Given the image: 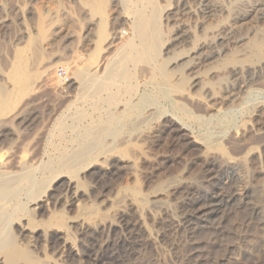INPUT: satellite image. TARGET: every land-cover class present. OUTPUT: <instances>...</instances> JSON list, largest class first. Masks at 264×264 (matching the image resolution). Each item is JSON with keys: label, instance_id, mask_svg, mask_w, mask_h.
I'll return each mask as SVG.
<instances>
[{"label": "bare ground", "instance_id": "bare-ground-1", "mask_svg": "<svg viewBox=\"0 0 264 264\" xmlns=\"http://www.w3.org/2000/svg\"><path fill=\"white\" fill-rule=\"evenodd\" d=\"M167 1L170 2V0H167ZM195 1L199 5L201 12L204 13L205 15L206 13L207 14L208 13L212 14V12L215 13V11L217 10L221 11L225 9L226 10L231 9L229 7L224 8L223 3L221 4L220 0H195ZM177 2H178V5L176 7H177L178 12L177 11L175 12H177V14H179L180 12V14L182 13L183 15V12H185V10L188 9L187 8L188 2L187 0H177ZM229 2H231V0ZM172 3L173 2H171L170 4ZM132 4H133L132 6H134V12H133L134 20L132 19L133 21L131 23V26L129 24L131 28L130 32L132 33V37L129 39L125 40L124 39L125 37L123 35L125 33L121 31L123 29L122 28L121 30L119 29L123 25V22L125 21V18H127V15H128V14L127 15L123 14L124 12L123 13L114 12L110 15L111 19L113 18L114 21L112 20L113 21V23H111L112 31L111 32L108 31L109 33L107 32L106 24L104 23L99 25L100 27L98 26L99 30L98 32L96 31L97 34L93 32L94 28L92 27L93 23L91 21H89L88 24L85 25L86 26L85 27L86 37L93 35V33H94V36L96 34L97 39L96 41H94L95 45H97L98 51L99 50L101 52L104 51V53L102 56H100L101 57L100 59H98L99 57L98 55L97 56L95 55L96 57L93 58L92 63L94 62L96 63H94L95 65L92 69L89 68L90 70H88V68L86 69V66L84 67L85 68L84 69L83 67H79L78 65L77 66L75 65L76 63H78L77 61H79V59L82 58L80 54L78 60L73 65V67L76 66L75 67L76 70L74 68V71H75L74 73L76 74V80L68 84L69 89H72L75 84L78 85L77 87L74 88V90L77 89L75 90V92L80 90V88H82L80 90V92L82 91V93L78 97V100L80 101V103H84V102L87 103L89 100L88 101L86 100L88 98L90 99V97L93 96L92 97L93 100L90 99L92 100L93 103L99 104L101 102V103H104L105 105L107 104V107L104 109L101 107L98 108V114L100 113L101 115V118L99 119H102L105 117L104 119H102V121H99V119L97 120L99 122V125L102 123L105 124L106 122H108V125H109V124H112V121L114 120L113 122H115L116 125L122 130L124 129V126L126 127L128 126L126 124H129L128 121L130 119L132 118L133 120L135 119L136 124L133 121L135 126L134 124L131 123L132 120H130V124H132L130 126L131 127L134 126V128L130 130L128 129V132H126V134L124 133V136H122L120 133H117V132H114L115 134L112 133L114 135L110 136L112 138L110 140L111 143L112 141L115 142L118 134L122 136L120 137L122 140L119 139L121 141V144L127 145L132 142H134L135 144V141L141 142L142 140L143 141L148 140L150 143L154 144L157 141V139L161 137L160 136L161 134H159L161 132H165V133H175L176 132L177 134H180V136L178 135L179 137H183L184 134H182L181 132L182 131L184 132L185 130L186 132H188L187 134L192 133V130L190 129L189 124L187 125L186 123H182V122H179L180 129L178 130L176 128L177 129L176 130L175 127L172 126L173 123L176 121L175 117L172 116L170 113L172 111H169L168 109L167 111L165 109L167 112H169V114L166 111H165L166 113L162 114V110L164 111V107L162 106L163 108L162 110H160V107L156 105L159 103V100H158V103L155 104L156 106H154V102L152 101L153 99H151V97L144 101L142 100V102L138 100L136 102H133V104L127 103V100L131 98L129 97V99L126 100L125 96H131V95L135 96L137 94V88H134L135 86H133L132 84L133 80L127 78L125 74H122L120 72L122 71L121 69L117 70V68L119 69V67L116 68L115 63L113 62V60H116L117 58L110 59V57L107 55V53H110L111 51L112 52L114 50L117 51L120 48H121L120 50H122L124 49L123 47H125L128 49L127 51H125V49L123 50L125 55H128L126 52L130 50L129 51L131 52V54H129L130 57L132 56L133 59L136 60L137 62H140L141 61L140 59H142L144 63L145 62L147 63L145 64L148 66L147 67L145 66L146 67L145 71H143V73L145 72L143 74L144 79H142L144 85H150L152 87L155 86V88L157 87V85L158 86L163 85L165 87L164 89L169 88L170 90L178 94L180 96V100L184 101L183 99H181L182 97L184 99L191 100L192 103L197 102V104H205L207 107L208 105L209 107L213 106V109L214 108L218 109V112H220L221 114H225V110L223 109L225 106H229L230 108H233L235 103L238 101V98H240L243 93H246V92L251 93L252 89L254 88V83H256L255 84L256 86L259 85L260 79L262 80V77L264 76V33L261 34L260 37H258L257 39L252 40L253 42L250 44V47L249 49H247V51L243 53H240L239 51H237L239 53H234V54L231 53L232 55L230 56L228 55L227 56L228 58L226 60H222V61H225V68H227L225 70H228L230 72L229 74L231 75L230 76L231 80L228 79L229 75H228V78H226L227 80H225L222 77H220L218 74L217 75L220 78L218 77L217 80H212L209 78L207 79L200 78V76H194L192 78L189 75H185L186 73L181 70L182 68L179 69V64L181 65L180 61L187 58L186 60H187L188 66L187 65L186 66L189 67V65L193 66V64L196 62V59L201 58V56L204 55V52L217 53V55H221L223 51L221 48L223 45V42L225 40L226 41L229 40L233 33L238 34L240 31L235 32V30H233L229 25H227V23L226 25L223 24L221 26L208 24L207 26L204 25L205 27H203L202 25V28L204 30L202 34H200L201 32H199L198 34L197 30H196L197 32L192 31L190 27H189L190 29H188L187 26L179 24L177 23V20H175V25L173 24V26L170 25L171 27H169V24H168V27H169V28L167 27L168 32L167 30L165 32L160 28L159 23L162 22L161 20L162 14H161V9H160L161 7L160 5L157 4V1L155 0H132ZM166 6L167 5L165 4V6L163 7H166ZM93 7H95L98 10V12L96 11L97 14L99 13V11L106 12V10H108V7H109V0H94ZM234 7L237 8V11L239 10V8L234 5H233L232 10L235 9ZM250 7L251 8L249 9L247 8L248 10H245V9L243 10L240 7L243 11L240 9L241 11L237 12L235 16V20L236 21H240L241 19L243 20L245 17H247V15H249L250 11H254L258 13V15L262 14V12L264 11V0H258V2L254 6H250ZM221 12H224V11H221ZM229 13H233V12L230 11ZM177 14L175 16H177ZM113 15L114 17H112ZM169 15L170 14H167L166 18ZM199 26L200 25H198V27ZM180 39L184 42L190 43L191 47H190V50H188V52L185 53L184 52L185 50L176 51L175 48L174 50H172L174 47L175 41L180 40ZM119 56L120 54L118 55V59H119L118 62H120V57L123 58L122 56L120 57ZM123 59L121 61H123ZM27 61L29 62V60ZM122 63L123 62H121V64ZM57 65H59V63L55 64V66ZM221 65H224V63ZM142 66L144 65L142 64ZM102 68H104L103 71L105 70L107 71L105 77L104 75L99 76L98 72H100L99 70H101ZM106 68H108V70ZM219 68L221 69L224 67L219 65ZM16 69L17 70H15L16 73H14L15 75H14L13 80H16L17 84H19L22 88L25 89L27 87V84L29 83L28 80L30 78L29 72L27 70L28 68L27 66L20 64L19 67ZM117 71L120 72L121 74L117 73ZM123 71L125 70L123 69ZM216 73L217 71L210 73V75L215 74L214 77H212L213 79L214 78L216 79ZM220 75H222V73ZM119 80L121 82H119L118 84L117 81ZM13 82L15 83V81ZM196 87H198L199 89L197 90L198 92L193 91V89H195ZM27 88L29 89V87ZM113 88H117V90L113 91ZM87 90L91 93V96L87 93ZM19 92H21V90ZM24 92L25 91L23 90V93ZM156 93H159V92H156ZM87 94L90 97H87L86 99L85 96ZM176 94L173 93L175 97H176ZM239 94L240 96H238ZM167 95H169V93ZM123 97L126 100L125 107L123 106L122 102L121 103L118 102V100ZM175 97L173 100H176ZM156 98H154V101ZM72 101L73 100H71V102ZM31 102L33 101H29L27 105H25L23 108L21 107L17 112H15L11 116V119H9L10 121L6 122V121L1 120L2 122L0 123V144L1 142H3L2 140L7 138L9 134L11 135V133L13 134V132L22 133L23 132L22 130L24 128H29V127H32L33 125L38 124L40 120V116H39L40 111L36 109V106L35 107L32 106L33 104H31ZM65 102L66 101H63L61 103H65ZM259 102L261 103L256 105L255 111L253 108V113L251 112L254 115L251 116V113L249 114L252 118L250 119L251 122H249L250 120H247V119L243 120V116H242V120L240 121V123L238 122L239 124L238 123L237 124L235 123L236 125L233 124V127L235 128L234 132L236 133L235 136L233 135V137H236V138H233V139H235V141L241 145L242 149H240V151L235 152L234 154L229 153V151L226 149L227 147L224 148L220 146L221 141L219 143L218 141L220 139L219 137L220 136L225 137V135L223 134L221 135V133L219 134V137L217 138L216 136H214L215 139L213 141L211 142L209 141V143H205L206 145L204 146L206 148V156H205L206 158L203 161L202 167H201V173H202L201 177H203V182H202L203 184L196 185L194 183H191L190 181L185 182L184 180L183 181L180 180L181 182L176 184L175 190H174V194L178 200L177 203L180 207L179 213H172L168 216V218L158 217L156 219V221L161 222V224L164 227L163 228L164 231H163V234H160V235L158 234L157 236H154L153 238L151 237L150 240L154 241L156 238H160L163 235L168 236L170 234H173L179 237H184L188 241V244L186 246L187 247L186 253L184 256L185 258L184 264H225V263L226 264H241V263H244L245 261H249L250 264H261L259 262V255L262 253V251H264V241L260 243L258 242L248 243L249 241L248 238L250 237V231L252 227H256L258 229L264 230V211H263V206L261 204V199L264 200V185L258 188H253L250 186H245L241 188V176H240L241 175L240 173L245 172L244 171L245 162L243 161L245 158H247L250 164L252 165V169L250 168L251 169L250 172L254 173V176L264 175V140H262V143L257 144V139L258 140L260 139L258 136H261L264 130V101L261 100ZM160 103H162L163 105V102H160ZM182 103L183 102H181L180 104L182 105ZM128 104L129 105L131 104L130 109H128L129 107H127ZM175 104L176 103L174 102V105ZM180 104H178V107H180ZM184 104L182 106H184ZM88 106L90 105L88 104ZM96 106L97 104L95 105V107ZM113 107H115L114 108L115 110L111 112L112 110L111 108ZM230 108L226 112L232 111V109L230 110ZM174 109L176 110L178 108H174ZM179 110H182V109L179 108L178 111ZM85 112L87 113V110L84 111L83 115H85ZM79 113H81V111ZM61 115L62 114H60V116ZM80 115L81 114H79V116ZM160 115L163 117L164 123L163 125L159 126L158 124L161 118L159 117ZM181 116L183 117V115ZM184 117L186 118V114ZM178 119L182 121L181 117ZM93 123L96 125L95 122ZM95 125L93 127H95ZM108 125H105L102 128L106 130ZM110 126L108 129H110ZM161 126L165 128L160 129ZM9 127L12 129L10 130ZM115 127H113L115 130L116 129L118 131L120 130ZM99 128L100 127H98L97 129ZM85 131L87 130L85 129ZM230 131L232 132V130ZM103 132L104 131H102V133ZM228 132H229V129H228ZM88 133L90 135L92 134L89 131ZM97 133H100V132H97ZM103 134L101 135L103 136ZM83 136L85 137V134H83ZM88 136H86L85 138L83 137V138L86 139ZM97 136L99 137V135ZM108 136L106 135V137ZM197 136L199 139L197 138L198 140H196L194 137V141L196 143H200L201 145L204 144L203 143L204 138L202 139V137H200L199 135ZM222 139L223 138H221V140ZM225 140L226 139H224L223 141ZM81 143H84V142H81ZM83 145L84 144H82L81 146ZM258 145H260L261 150L258 149ZM98 150L100 151L101 149L98 148ZM229 150L231 152L233 151L231 150V148ZM92 151L93 149L87 151L88 153L87 152L85 153L88 154V157H89V155H92L93 152L96 151V149L95 151L93 152ZM215 154L217 156L220 155V157L222 158V162H220V160L217 159V156ZM79 155L80 154H78V156ZM59 156L57 158L53 157L54 159L51 157L53 159V160L51 159V164L53 163V165L56 164L57 166V164L60 163V160L62 159ZM13 157L3 158V155L0 154V264H42L43 262L41 263V261L38 258L34 257L32 250L30 248L32 247L35 248L37 244L40 243L41 240H44L47 237V235H49L50 232L52 231L57 232L58 236L51 238V241H50L51 246L54 250L55 255L59 256V260H61L59 261L57 259V262H55L56 261L55 259L54 264H65V263L66 264H104V262H106L104 261L106 260L105 258L106 256L105 257L102 255L99 256L98 252L94 254V250H96V248H99L98 250L100 251V250L108 249L109 247L113 246L115 244L114 242L115 240H113L110 237L111 234H116L117 232H120L123 234V239L125 240H127V238H134L135 236H140V234H143V231H144L143 228L145 226H144V221L142 219L143 216L141 215V213L143 210L148 208L144 204L148 201L147 199H146L147 201L143 199L142 201V200H138L137 198H135V202H137L136 204H140L139 206L141 208V211H140L141 213L138 214V216L136 217L131 216V214H127L125 210H123L122 207H120L121 206L120 205L116 209V212L120 215V220H115L113 219V216L111 214L101 213L99 212V210L96 209V207L89 208L90 206L88 207V205H84L83 203L80 204V202L83 200L82 199L83 197L84 198L89 197L90 195L88 196L85 188L83 187L84 183L80 181V179L78 180V178L76 179V176L75 177L74 175L69 176L67 174L69 172L68 171L69 168H67V170L63 169V166L64 168L66 166L65 164L62 165L63 163H61L60 165H62V167L58 166L59 169L53 165H52L53 167L49 165H47L46 167V165L43 164V166L45 165L44 167L45 169H42L41 167L42 163L40 164L41 166L37 164L36 163L37 161L35 160L36 158H33L34 160L31 159L30 162L25 161L26 163H24L23 159L20 160V159H15ZM80 157L82 158V156ZM86 157L84 158L83 156L84 160L87 159ZM83 158L81 160H83ZM91 158H93L91 161H88L87 163L85 162L86 163L85 173L90 174V182L87 180L86 181L87 183L89 182L90 184L89 185L90 192L97 193L99 197H101L103 196V192L105 191V189L108 188L110 181L118 178L120 176V173L126 170L130 162L125 152L123 153L122 151L110 150V149L104 152H102L101 150V152H97V154H95V156L93 155ZM75 159L77 160V158H74V160ZM71 162L68 163V167L72 165ZM80 162H77V163H80ZM83 162L84 161H82L81 163ZM38 163H39V160H38ZM74 164H76V162H74ZM72 166L74 167V165ZM76 166H78V164H76ZM40 167L43 170L42 172L44 173L48 172V174L51 173V175L52 173H56V174L54 176H51V178L49 176V179L53 181L50 182V180L48 179L49 180L48 182H50L49 185L47 186L49 187L48 189L45 190L43 186V188L41 187L42 189H40L39 191L38 189L39 187H38L37 189L39 192L38 191L36 192L37 189H36L35 183L38 178L36 173L40 171ZM82 178H84V175ZM43 181L44 180H42V182ZM51 183L53 184L50 187ZM136 195H138V193ZM76 201H80L78 205H80V207L82 208L83 212L85 213L83 214L85 216L84 215L83 217L77 216L78 217L77 219L75 217L74 219L70 217L72 219L69 220L68 218L66 220L63 210L59 208V205L60 206L65 205V204L71 205ZM24 203L30 204L29 205L30 208L28 210L29 212L27 211L28 214L18 215V213L21 210H23V208L28 207L26 206L27 204L25 205ZM22 205H23V208L19 210V208ZM49 207H51V209L53 210L51 211ZM45 215H48V219L42 221L41 224H39L38 222L39 220L38 221L35 220L36 219L35 217H42ZM238 215L242 216V222H240L239 227H235V226L229 227V223L233 221V219ZM12 225L15 226L17 230L16 232L18 233L19 237H21L24 240L27 238V241L25 240L26 246H22L17 241V238H15V235L17 233L15 235L14 234L11 235L12 228L10 227ZM72 230L77 231V233H79L82 237H85L89 234L98 235V234H103V233H107L109 237L105 241V243H103L102 245L99 244V246L96 247L97 244H95L96 243L95 241H91L90 243L88 241L85 242L83 238L76 239L75 237H73ZM215 251H220L222 254L219 256L216 255L215 257H213L212 254ZM109 259L115 260V258H109Z\"/></svg>", "mask_w": 264, "mask_h": 264}, {"label": "rangeland", "instance_id": "rangeland-1", "mask_svg": "<svg viewBox=\"0 0 264 264\" xmlns=\"http://www.w3.org/2000/svg\"><path fill=\"white\" fill-rule=\"evenodd\" d=\"M155 1H157V4L160 5L161 7L160 9H161V14H162V19H161L162 22H160L159 24H160V28L165 32L166 30L168 32V28L173 26V24L175 25V20H177V23L187 26L188 29L191 28L192 31H195V32L198 31V34L199 32H201L200 34H202L204 30L202 28V25L203 27H205L204 25L207 26L208 24L221 26L223 24L226 25L227 23V25H229L233 30H235V32L240 31L238 34L233 33L232 34L233 37L231 35L232 38L230 37L229 40L227 41L225 40L223 42V45L221 47L223 51L221 55H217V53L204 52V55L201 56V58L196 59V62L193 64V66L189 65V67H187L188 66V63L186 60L187 58L180 61L181 65L179 64V69L182 68L181 70L186 73L185 75H189L192 78L194 76H200V78H206V79L209 78L212 80H217L218 77L220 76L223 79L227 80L226 78H228V75H229L228 79L231 80V77H230L231 75L229 74L230 72L228 70H225L227 69L225 68V61H222V60H226L228 58L227 57L228 55L230 56L234 53H239V52L243 53L247 51V49H249L250 47V44L253 42L252 40L257 39L258 37H260L261 34L264 33V11L262 12V14H259V15L258 13L254 11H250L249 15H247V17L243 19L244 21L242 19L240 21L235 20V16L238 11L240 12L242 9L248 10L249 8H251L250 6H254L258 2V0H231V2H229L230 0H220L221 4L223 3L224 8L229 7L231 9L221 10L224 12L217 10L215 11V13L213 12L212 14L206 13V15L201 12L199 5L197 4L195 0H187L188 2L187 10L188 11L185 10V12H183V15L182 13L180 14V12L179 14H177L178 12L177 7H176L178 5L177 0H170V2L167 0H159V1L155 0ZM171 2L173 3L170 4ZM93 3H94V0H0V18H1L0 19V109H1L0 110V123L2 121H6V122L10 121L9 119H11V116L15 112H17L21 107L23 108L25 105H27L29 101H33L31 102V104H33L32 106L34 107L36 106V109L40 111L39 112L40 120L38 124L33 125L32 127H29V128L23 127L24 129L22 128L23 129L22 133L13 132V134L12 133L11 135L9 134L7 138L2 140L3 142H1L0 144V148H2L0 149V154L3 155V158L14 156L13 158L15 159H20V160L23 159L24 163L30 162L31 159L36 158L35 160L37 161L36 162L37 164L40 165L42 163L41 164L42 166L40 165L42 169H45L44 168L45 165L46 167L47 165L52 166L53 163L51 164V159L53 157L57 158L60 155L59 157L62 158L60 160V163H58L57 166L56 164L53 166L58 168V166L62 167V165L65 164L66 166L65 168L63 166V169L67 170V168H69L68 169L69 172L67 174L69 176H73V175L74 177L76 176V179L78 178V180L80 179V181L84 183L83 187L85 188L88 196L89 195L91 196V197L89 196L85 198L83 197L82 198L83 200L82 199H81L82 201L80 200L81 202L76 201L74 202L75 204L73 203L71 205H66V204L61 205V206L59 205V208L63 210L66 220L68 218L70 220L72 218L74 219V217L76 219L80 216L83 217L85 213L83 212L80 205H78L79 202L80 204L83 203L84 205H88V207L90 206L89 208L96 207V209L99 210V212L111 214L113 216V219L120 220V215L116 212L117 207L121 205L120 207H122V209L125 210L127 214H131V216L136 217L138 216V214L141 213L140 212L141 208L139 206L140 204H136L137 202H135V198H137L138 200H142V199L148 200L146 201L149 202L150 204L147 202L144 203L148 208L143 210L141 213V215L143 216L142 219L144 221V226H145L143 228L144 229L143 234H140V236H135L134 238H127V240H125L123 239V234L120 232H117L116 234L110 235V237L113 240H115L114 241L115 244L113 246L109 247L108 249H104L100 251L98 250L99 248H96V250H94V254L98 252L99 256L101 255L104 257L106 256L105 257L106 260H104L106 262H104V264H126V263L127 264L129 263L131 264H143V263L144 264H184V261H185L184 256L186 253V248H187L186 246L188 244V241L184 237H179V236L170 234L168 236L163 235L160 238H156L154 241L150 240L151 237L153 238L154 236H157L158 234L159 235L163 234V231H164L163 225L161 224V222L156 221V219L158 217L168 218V216L172 213H179L180 207L177 203L178 200L174 194L176 184H178L179 182L183 180L185 182L190 181L191 183H194L196 185L203 184L202 183L203 177H201L202 176L201 167H202L203 161L206 158L205 157L206 148L204 146L206 145L205 143H209V141L210 142L213 141L215 139L214 136H216L217 138L219 137V134L221 133V135L223 134L225 135V137L220 136L219 137L220 139L218 141L219 143L221 141L220 146L224 148L227 147L226 149L229 151V153L234 154L235 152L240 151V149H242L241 145L238 144L235 141V139H233V138H236V137H233V135L234 136L236 135V133L234 132L235 128L233 127V124L236 125L238 122L240 123V121L242 120V116H243V120L252 119L251 116L254 115L252 114L253 108L255 111L256 105L261 103L259 101L261 100L264 101V91H262L264 90V76L262 77V80L260 79L259 85H257L258 87L255 85L256 83H254V88L251 91L252 94L250 92H249L250 94L248 92L243 93L244 95L242 94L241 97L238 98V101L235 103L233 108H230L229 106H225L223 108L225 110V114H221L220 112H218V109H215V108L213 109V106L209 107L208 105L207 107L205 104H197V102L192 103L191 100L184 99L181 97V99L184 100L182 101L180 100V96L178 94H176L174 91L170 90L169 88L164 89L165 87L163 85L162 86L157 85L156 88L155 86L152 87L150 85H144L142 79H144L143 74L145 72L143 73V71H145V68L148 66L146 65L147 63L145 62L146 63L145 64L142 59H140L141 61L138 60L140 62H137L136 60L133 59L132 56L131 58L129 55L131 54V52H129L130 50L126 52L129 56L125 55L123 50L124 49L125 51L128 50L125 47H123L124 49L122 50H120L121 48L117 51L114 50L113 51L114 53L111 51L110 53H107V55L110 57V59L117 58L116 59L117 62L116 60H113L116 68L119 67V69L117 68V70L121 69L123 71L124 69L125 70L123 71L124 73L122 71L120 72L122 74H125L127 78L133 80L132 84L133 86H135L134 88H137V94L135 96L134 95L125 96L126 100L129 99V97L131 99L132 98L134 99V100L129 99L130 102L129 100H127V103L133 104V102H136L138 100L142 102V100L144 101L151 97V99H153L152 101L154 102V106L157 105L158 107H160V110H162V108L164 107V111L162 110V114L166 113L168 110L172 111L170 113L172 116L175 117V120H176L175 121L176 123L173 120L175 124L173 123L172 125L173 127H175V129L177 128L179 130L180 129L179 122H182V123H186L187 125L189 124V127L192 130V133L190 134H187L188 132H186V130L184 132L182 131L181 133L184 134L183 137H179L180 134H177L176 132L175 133L161 132L159 133L161 134L160 135L161 137L157 139V141L154 143L155 145L150 143L148 140L147 141L142 140L141 142L135 141V144L134 142H132L127 145L126 144L122 145L119 139H121L120 137L124 136V133L126 134V132H128V129L130 130L134 128L136 124L135 119L134 120L133 118L130 119L132 120L131 121L132 124L135 123L133 127L130 126L132 125L130 124V120L128 121L129 124H126L128 126L127 127L124 126V129L122 130L124 131L126 130L125 132L122 131L116 125L115 122H113L114 120L112 121V124L108 125V122H106L105 124L104 123L100 124L101 125L100 126L99 122L97 121L99 118H101L100 113L98 114V108L101 107L104 109L107 107V104L105 105L104 103H101V102L99 104L93 103L92 102L93 96L90 97L91 93L88 90H87V93L90 96H88L87 94L85 97L86 99L87 97H90V99L92 100L88 98L86 100V101L89 100L87 103L85 102L80 103V101L78 100V97L82 93V91L80 92L82 88L78 90L79 92L76 91L77 92L76 93L75 90L77 89L74 90V88L78 86L77 84H75L72 89H69L68 87L69 83L74 82L76 80V74L74 73L75 72L74 68L77 65L83 68L86 66V69L88 68V70H90L94 67L95 65L94 63H96V62L92 63L93 58H95L98 55L99 56L98 59H100L101 58L100 56L103 55L104 51L103 52H101L100 50L98 51L97 45H95V42H94L97 39L96 31L98 32L99 27H100L99 25L103 23L106 24L107 32L112 31L111 23H113L114 21L113 18L111 19V16H110L112 13L114 12L123 13L124 12L123 14H126V15L128 14L127 18H125V21L123 20L124 21L123 25L125 24L124 25L125 27L122 25L123 27L121 26L119 29L120 30L121 28L123 29L121 31L125 33L123 34L125 37L124 38L125 40L132 37V33L130 32L131 31L130 26H131L132 21L134 20L133 19L134 18V15H133L134 6H132L133 5L132 0H109L108 10H106V12L99 11L98 14H97L98 10L95 7H93ZM165 4L167 5L166 7L170 9L163 7L165 6ZM233 5L238 7L239 10L237 11V8L235 7H234L235 9L232 10ZM173 11L174 12L177 11V12H175L174 14ZM230 11H232L233 13H229ZM165 13L170 14V15L166 18L167 14ZM176 14L177 16H175ZM112 17H114V15ZM99 19L101 20V22ZM221 20L224 22H222ZM89 21L93 23V26H92L94 28L93 32L96 34L94 36V33H93V35L86 37V32H85L86 26L85 25H87ZM165 23L167 24V26ZM168 24H169V27H168ZM198 25L200 26L198 27ZM187 43L189 42H184L181 39L177 40L175 41L174 47L172 50H174V48L176 51L185 50L184 52L186 53L188 52V50H190V47H191L190 43L189 44ZM80 54L83 59L81 58L79 59V61H77ZM117 54L118 55L120 54V56H122L124 59L119 56L120 62H118L119 59H118ZM122 59L123 61H121ZM27 60H29V62ZM76 61L78 63H76ZM221 61L224 63V65H221L223 64ZM121 62L123 63L125 62L124 63L125 65L123 63L121 64ZM18 63L19 65L23 64L24 66H27L28 68L27 70L29 72V77H30L28 82L30 84L28 83L27 87H29V89L27 87L25 89L22 88L19 84H17L16 80H13L14 75H15L14 73H16L15 70H17L16 68L19 67ZM57 63H59V65L55 66V64ZM74 64L76 66L73 67ZM142 64L144 66H142ZM219 65L224 68L220 69ZM122 66L123 67L125 66L126 68L125 67L123 68ZM61 67L65 68L67 72L69 71L68 72L69 77L66 80H62L58 76V69ZM104 68L99 70L100 71L98 72L99 76L104 75L105 77L107 71L106 70L103 71ZM106 69L108 70V68ZM216 71H217L216 79L215 78L213 79L212 77H214L215 74L210 75V73L216 72ZM120 72L117 71V73L121 74ZM220 72L222 73V75H220L221 74ZM31 75L34 76L35 78L32 77ZM13 81H15L16 84ZM117 82L119 84V82L121 81L119 80ZM31 83H33L34 85ZM17 88L18 90L20 88L21 92H19L20 90L18 91ZM22 89L25 92L27 90V92L26 93L24 92L25 93L24 94ZM116 90L117 88H113V91H116ZM197 90H199L198 87L193 89L194 92H198ZM156 92H159V93H156ZM168 93L169 95H167ZM173 93L176 94V97L175 95H173ZM173 96L176 98V100H173L174 99ZM238 96H240V94ZM177 97L179 100L177 99ZM66 98L68 101L66 100ZM125 98L123 97V98H120L121 100L120 99L118 100V102L120 103L122 102L124 107L126 103ZM154 98L157 99V100L155 99V101L157 102L154 101ZM71 100L73 101L71 102ZM158 100H159V103L163 102V105L162 103L159 104ZM63 101H66L65 103L67 105L65 103H61ZM180 101L183 102L182 105L185 102L184 106L180 104L181 103ZM174 102L176 104L177 103L180 104V107H178V104L177 106L176 104L174 105ZM156 103H158L161 106H159ZM88 104L90 106H88ZM96 104L97 106L95 107ZM164 105L166 106V108ZM127 107H129L128 109H130L131 104L130 105L128 104ZM173 107L178 108V109L180 108L182 110L178 111V109L175 110ZM114 108L115 107L111 108L112 109L111 112L115 110ZM229 108L230 110L232 109V111L226 112ZM165 109L166 110L168 109V110L166 111ZM86 110H87V113L85 112V115H83L84 111ZM80 111L81 113H79ZM167 113L169 114V112ZM250 113H251V116L249 115ZM60 114L62 115L65 114V115L63 116L61 115L62 116L61 117ZM79 114L81 115L79 116ZM97 114L100 116H98ZM185 114H186V118L184 117ZM181 115H183L184 118ZM178 116L181 117L182 121L178 119L180 118ZM77 117L79 118V120ZM159 117H161L159 120L160 122L158 124L160 126V125H163L164 122H163V117L161 115ZM102 119H99V121H102ZM93 122H95L97 126ZM249 122H251V120ZM94 125L95 127H93ZM105 125H108L106 129L107 131L102 128ZM109 126H110V129H108ZM112 126L113 127L116 126L115 128L120 129L121 132L120 130L119 131L117 129L115 130ZM96 127L97 128L100 127V128L97 129ZM163 128L165 127H162V126L160 127V129H163ZM9 129L11 130L12 128L9 127ZM85 129L87 131H85ZM228 129H229V132H228ZM230 130H232V132ZM88 131L92 134L90 135ZM102 131H104L103 132L104 134L106 132L108 133L104 135ZM97 132H100L101 134H103V136ZM114 132L120 133L122 136L118 134L117 139L119 143L116 139L115 142L112 141L113 143L112 144L110 142V140L112 139L110 136H113L115 134ZM83 134H85V137L88 135L90 136L84 139L85 137L83 136ZM97 135H99V137ZM106 135L107 136L109 135V136L106 137ZM197 135L202 137V139L204 138V141L202 140L204 144L201 145L200 143H196L194 141V137L196 140L199 139ZM226 135L228 138L226 137ZM258 137L260 139L259 140L257 139V144L262 143V140H264V130H263V134H261V136H258ZM221 138L223 139L221 140ZM224 139L226 140L223 141ZM81 142H84V143H81ZM82 144L84 145L81 146ZM93 147L96 149L97 152H101V150L102 152H104L109 149L122 151L123 153L125 152L130 162L126 170L120 173V176L118 178L110 181L108 188L105 189V191L103 192V196L101 197H99L97 193L90 192L89 190L90 189L89 188L90 174L85 173L86 163L93 159L91 158L93 155L95 156V154H97V152L95 151ZM98 148L101 150L99 151ZM228 148L229 149L231 148V150L233 151L231 152ZM92 149L95 152L92 151L93 154L91 153L92 155H89L88 157V154H86L85 152L92 150ZM258 149L261 150L260 145H258ZM59 152L62 154H60ZM78 154L80 155L78 156ZM80 156H82V158L83 156L84 158L87 156L86 157L87 159L84 160L83 158V160H81L82 158ZM73 157L77 158V160L76 159L74 160ZM78 157H80L81 159ZM217 159L220 160V162H222V158L220 157V155L217 156ZM246 159L247 158L243 160L245 162L244 163L245 172L240 173L241 174L240 175L241 176V188L245 186H250L253 188L261 187L262 185H264V175L254 176V173L250 172L252 169V165L250 164L248 159L247 160ZM38 160H39V163H38ZM78 160H80L81 162L84 161L83 162L84 164ZM70 162L72 163V165H74V167L70 164L69 165L71 167L70 166L68 167V163ZM74 162H76L78 166H76ZM77 162H80L81 164ZM61 163L63 164L60 165ZM43 164L45 165L43 166ZM41 167H40V171L36 173L38 178L35 183L36 189L39 187L38 188L39 191L40 189L43 188V186L45 190L48 189L49 187L47 186L49 185L51 181H53L49 179V176L51 178V176H54L56 174V173H52L51 175V173H49L50 174L49 175L48 172L44 173L42 172L43 170L41 169ZM83 175H84V178H82ZM41 179L44 181L42 182ZM48 179L50 180V182H48L49 181ZM86 180L89 182L87 183ZM38 183L40 186L38 185ZM52 184L53 183L50 184V187L52 186ZM38 189L36 190V192L38 191ZM137 193L138 195H136ZM24 204L25 205L27 204L26 206L28 207L23 208ZM24 204L19 208V210L22 208L23 210H21L22 212L21 211L19 212L18 210L19 212L18 215L28 214L27 211L30 208L29 206L30 204L29 203H24ZM261 204L263 206V211H264V200L263 199H261ZM49 209L51 211L53 210L51 209V207H49ZM35 218H36L35 220L36 221L39 220L38 222L39 224H41L42 221L48 219V215H45L42 217H35ZM240 222H242V216L238 215L233 219V221L229 223V227L231 226L239 227ZM10 228H12L11 235L13 234L15 235L17 233L15 226L12 225ZM72 231H73V237H75L76 239L83 238L85 242L88 241L90 243L91 241H95L96 242L95 244H97L96 247H98L99 244L102 245L103 243H105V241L109 237L107 233L98 234V235L89 234L85 237H82L79 233H77V231L75 230H72ZM56 236H58V233L52 231L50 232L49 235H47L46 237L47 239L45 238L46 240L45 239L41 240V242L38 243L35 248L34 247L30 248L32 250L34 257L38 258L41 261V263L43 262L42 264H54L55 262H57V259L59 260V256L55 255L54 250L51 246V242H50L51 238L56 237ZM18 237L19 236L17 233L15 235V238H17V241L22 246H26L27 238L25 239L26 240L25 241L21 237L19 238ZM248 239H249L248 243L263 242L264 241V230L258 229L256 227H252L250 231V237ZM221 254L222 253L220 251H215L212 255L213 257H215L216 255L219 256ZM109 258H115V260H112ZM248 262L249 261H245L244 263L247 264ZM259 262L261 264H264V251H262V253L259 255ZM244 263H241V264H244ZM248 264H250V262Z\"/></svg>", "mask_w": 264, "mask_h": 264}, {"label": "built area", "instance_id": "built-area-1", "mask_svg": "<svg viewBox=\"0 0 264 264\" xmlns=\"http://www.w3.org/2000/svg\"><path fill=\"white\" fill-rule=\"evenodd\" d=\"M58 76L62 80H66L69 77L67 70L65 68H63V67L58 69Z\"/></svg>", "mask_w": 264, "mask_h": 264}]
</instances>
